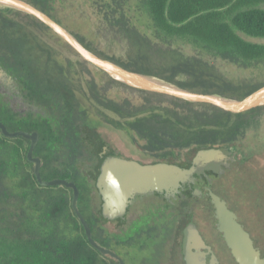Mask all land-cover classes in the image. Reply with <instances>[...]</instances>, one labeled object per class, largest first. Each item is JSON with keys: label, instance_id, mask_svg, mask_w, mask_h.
<instances>
[{"label": "trees", "instance_id": "1", "mask_svg": "<svg viewBox=\"0 0 264 264\" xmlns=\"http://www.w3.org/2000/svg\"><path fill=\"white\" fill-rule=\"evenodd\" d=\"M26 1L52 18L54 0ZM142 1L155 26L156 39L164 44L162 40L167 38L191 39L208 54L240 68L264 61V44L248 42L239 34L264 39V9L260 8L264 0ZM17 17L25 19V23ZM105 18L128 42L130 58L125 63L97 55L126 69L182 89L228 99H243L263 87L236 85L206 61L185 58L168 44L164 47L155 43L130 22L121 2L115 1ZM27 25L52 33L34 17L14 10L0 11V66L16 79L27 100L40 111H31L27 119L19 120L18 114L0 100L1 121L12 133H38L34 157L43 162L42 179H62L77 185L79 209L100 245L119 256L123 255L121 246H154L159 237L166 235L164 226L170 219L159 215L162 207L152 198L147 202L151 227L139 232L130 228L122 235L102 228L108 223L102 218V208L92 206L94 192L101 200L96 189L99 166L97 171L90 169L89 174L83 168L86 158L96 159L95 153L103 143V136L91 122L97 120L128 130L134 134L136 144L141 142L140 148L152 157L165 160L185 150L190 153L187 161H191L200 150L235 146L243 138L242 126L248 117L262 108L232 115L212 106L132 90L106 79L104 74H99L97 80L84 62L78 63L80 71H75L70 61L61 64L56 51ZM29 147L30 141L22 137L9 139L0 131V264H109L105 259L112 258L101 255L87 240L72 207L73 191L63 186L39 185L27 158ZM240 161L238 158L234 168ZM201 179L205 186L209 185L207 178ZM192 192H184L187 200L211 202L207 192L201 200L194 199ZM186 204L188 213L192 208Z\"/></svg>", "mask_w": 264, "mask_h": 264}, {"label": "rangeland", "instance_id": "2", "mask_svg": "<svg viewBox=\"0 0 264 264\" xmlns=\"http://www.w3.org/2000/svg\"><path fill=\"white\" fill-rule=\"evenodd\" d=\"M115 1L121 2L130 22L155 43L164 47L168 44L185 58H198L206 61L220 75L236 85L247 84L252 87H264V61L253 62L247 68H240L208 54L200 44L191 39H163L162 41H166V44L156 39L155 26L142 0H54L51 16L71 34L81 38L93 53L113 57L126 63L130 58L128 42L119 34L118 29L108 24L105 18L106 13L115 7ZM260 8L264 9V5H261ZM6 10L0 9L3 12ZM15 19L23 23L26 21L19 17ZM27 27L41 41L56 51L57 59L61 64L66 65L70 61L75 71L81 70L78 63L83 62L77 53L63 41L59 42L58 37L52 31L51 34H47L39 32L29 25ZM239 34L248 42L264 44V39ZM89 68L96 79L100 80V75L103 73L91 66ZM105 78L107 79V77ZM181 79L185 78L181 77ZM107 114L109 117L117 119L112 114ZM91 125L105 137L112 149L117 150L125 158L147 164L164 161L163 157H152L142 150L140 145L143 144L141 142L140 145L136 144L134 134L128 130H118L97 120L92 121ZM242 133L243 138L235 145L239 153L238 156L242 160L241 164L220 177L214 183V190L219 192L228 202L229 207L237 213L240 223L251 234L257 247L264 255V108L248 117V122L242 126ZM189 159L190 153L185 150L177 151L172 156L165 158L168 161L178 162H185ZM94 161L95 159L92 158L84 160L85 174H89ZM92 197V206L94 209L99 208L101 200L97 197L96 192L92 194ZM186 203L184 202L178 210L171 212L170 220L167 226H164L167 234L164 237H159L152 249L140 251L123 248L119 251L124 256L131 254V259H154L155 255L167 258L174 255L177 251V242L182 239L181 234L192 217L208 245L213 248L223 264H236L224 239L216 231L217 220L211 202L207 199L201 202L195 201L191 204L193 208L188 213L185 210ZM102 228L111 231L115 230L116 226L107 223L102 225Z\"/></svg>", "mask_w": 264, "mask_h": 264}, {"label": "water", "instance_id": "3", "mask_svg": "<svg viewBox=\"0 0 264 264\" xmlns=\"http://www.w3.org/2000/svg\"><path fill=\"white\" fill-rule=\"evenodd\" d=\"M0 5L5 6L7 10H14L34 17L77 53L82 62L103 73L108 79L132 90L208 105L232 115L245 114L255 109L264 108V87L243 99H228L219 95L182 89L100 57L86 48L76 36L49 15L26 0H0ZM0 131L6 138L22 137L30 141L27 158L34 166V174L39 185L42 187L63 186L71 189L73 191V210L84 228L90 245L101 255L116 259L120 264H124L114 251L103 247L94 239L92 230L79 209L80 191L77 185L62 179L52 181L42 179L43 162L40 158L34 157L39 142L38 133L29 134L23 131L12 133L8 131L1 119ZM238 155L235 146L203 149L197 152L188 168L167 163L144 165L138 161L123 159L115 154L108 155L102 163L101 172L96 182V189L102 200V218L107 222L124 219L127 209L135 197H144L154 193H164L166 198L175 197L183 186L191 187L195 184V176H206L207 170H211L214 174H220L221 166H227L228 162H234ZM208 181L212 183V179ZM206 191L215 210L217 229L222 234L235 262L237 264H264L261 251L255 246L251 234L239 222L237 214L212 189L207 187ZM202 194V190L195 188L192 196L196 198ZM209 254H211V264H219L212 248L206 244L197 225L191 219L184 230V255L187 264H206L205 259Z\"/></svg>", "mask_w": 264, "mask_h": 264}, {"label": "flooded vegetation", "instance_id": "4", "mask_svg": "<svg viewBox=\"0 0 264 264\" xmlns=\"http://www.w3.org/2000/svg\"><path fill=\"white\" fill-rule=\"evenodd\" d=\"M25 95H26L25 92L23 91V89L19 85V83L16 81V79L5 68L0 66V100L7 103L8 106L10 108H12L13 113L18 114L19 117H17V118L19 120L20 119H27L28 114L31 111H33L34 113H39V111H40V109L38 107L34 106L32 103H30L27 100ZM0 108H2L1 105H0ZM102 142L103 143L101 144L100 151H98V153H95L96 159H95L94 163L91 165V170L97 171V167L99 166V172H101L102 163H103L104 159L106 158V156H108V155L115 154V155L120 156L123 159L133 160V159H128V158L123 157L117 150L112 149L104 136L102 137ZM238 158H239V156L236 157V160L234 162H228L227 166L222 165L221 166L222 172L220 174H214V172H212L211 170H207L205 173L206 176H204V175L195 176V181H196L195 184L192 185L191 187L183 186L180 189V193L177 194L175 197L166 198L164 193H154L153 195H147L144 197H135L132 200L131 205H129L124 219H116L115 221L108 222V223L114 224L116 226V229L114 231L120 235L123 234L122 233L123 231H127L130 228L133 230H137L138 232L142 231V230H146L148 227L152 226V216H151V214L147 213L149 211V209H147V204H148L147 202H148L149 198L157 200V202H159L158 205L162 207L159 215H162V217L163 216L169 217L171 212L174 210H178L184 202L189 203V207L193 208L191 206V204H193V201L195 202V200H187L184 196V192L187 190H193L194 191L195 188L202 190L203 194L200 197H196L194 199H200V200L204 199L202 197H204V195H205L204 192H207L206 191L207 187L212 189V191L214 193H216L217 195H219L223 199V196H221L219 192H216L214 190V183L220 177L224 176L225 173H228L229 171L233 170V168H234L233 165L236 163ZM193 159L191 161H185V162L164 160L162 162H155V163H151V164L167 163V164H173V165H177V166L181 167V166H184L185 163H190V165H191L193 162ZM134 161H136V160H134ZM138 162H140V161H138ZM140 163L147 165V163H144V162H140ZM196 177H199V178H196ZM201 177L207 178L208 180L212 179V183H209L210 186L209 185L205 186L203 184ZM216 177H218V178H216ZM192 195H193V192H192ZM223 200H225V199H223ZM227 204H228V202H227ZM164 205H168V208H165V207L163 208ZM101 207H102V200H101ZM191 219H193V218L190 217V220ZM143 220L146 223H144V224L139 223V222H142ZM238 220L240 222L239 216H238ZM217 226H218V222H217ZM217 226H216V231L219 235L222 236V234L218 231ZM200 233H201V231H200ZM181 235L180 236L182 237V239L179 242H177L178 244H177L176 253L174 255L167 257V258L161 257L160 255H158V256L155 255L154 259H131L132 258L131 254H129V256H124V255L119 256L117 254V252H116V254L121 258V260L123 261L124 264H187V260H186V257L184 255V231ZM201 235H202L204 241L206 242V244L208 245V243H207V241L204 238L202 233H201ZM254 243H255V241H254ZM208 246H210V245H208ZM255 246L257 247L256 243H255ZM123 248H126V247L121 246V247H119V250H121ZM133 249L140 250V251L150 250V249H152V245L149 246V243H148L147 246L145 245L143 248L141 246L138 248L134 247V248H132V250ZM212 251L215 254L213 248H212ZM261 254H262V252H261ZM215 256L217 258L218 263L223 264L221 259H219L216 254H215ZM262 256L264 257L263 254H262ZM105 260H107V262L109 264H120V262L116 259H105ZM205 261H206V264H211V262H212L211 254H209L206 257Z\"/></svg>", "mask_w": 264, "mask_h": 264}, {"label": "bare ground", "instance_id": "5", "mask_svg": "<svg viewBox=\"0 0 264 264\" xmlns=\"http://www.w3.org/2000/svg\"><path fill=\"white\" fill-rule=\"evenodd\" d=\"M0 9L4 10L7 9L5 6L0 5Z\"/></svg>", "mask_w": 264, "mask_h": 264}]
</instances>
